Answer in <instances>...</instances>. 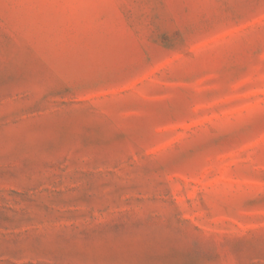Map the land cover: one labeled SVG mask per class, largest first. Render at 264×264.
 Instances as JSON below:
<instances>
[{
  "label": "rangeland",
  "instance_id": "1",
  "mask_svg": "<svg viewBox=\"0 0 264 264\" xmlns=\"http://www.w3.org/2000/svg\"><path fill=\"white\" fill-rule=\"evenodd\" d=\"M0 264H264V0H0Z\"/></svg>",
  "mask_w": 264,
  "mask_h": 264
}]
</instances>
